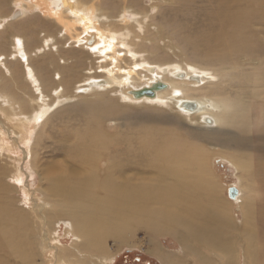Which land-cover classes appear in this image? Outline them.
<instances>
[{"label":"bare ground","instance_id":"1","mask_svg":"<svg viewBox=\"0 0 264 264\" xmlns=\"http://www.w3.org/2000/svg\"><path fill=\"white\" fill-rule=\"evenodd\" d=\"M21 1L25 8H21L14 18L23 17L31 10L33 5L30 3L34 1V6L41 12L45 10V14L40 13L50 19H46L50 27L59 28L57 32H63L64 35L61 38L70 39V42L69 47L61 49L59 46L62 40H54L46 36L38 50L33 49L34 51L28 52L26 45L28 47L29 45L21 38L25 48V62L18 61L16 57L11 58L12 55L9 56L10 59L0 55L3 57L2 61L0 60V70H3L5 75H9L4 76L0 71V100L8 107L4 108L1 114L9 121L15 120L13 114L18 115L19 120L16 118V123L21 127L20 131L16 126L18 131L22 132L24 124L30 120L31 113L36 108L42 107L46 113L50 111L49 107L52 105L56 109V106L61 104V100H71L68 93H71L72 88L69 89V86L75 84L81 85L73 87V90L77 89L82 94L92 90L98 92L106 90L109 94L118 95L124 102L129 101V104L133 102L159 108L172 107L179 114L182 113L190 121H194L195 125H203L212 131L223 124L222 114L228 109L229 114H234L232 116L238 120L241 127L247 124L244 105L236 104L235 107L229 108L231 103L226 101L228 100L226 96V100L214 99L209 95L193 97L200 86L206 84L210 86L212 80L219 79L217 74H212L214 72L197 68H189L186 71L178 65L162 66L156 63L148 67L144 65L145 60L148 61V56L140 62L136 59H127L124 51L123 56L120 55L121 51H116L117 47L130 48L131 45L137 49L136 44L126 40L131 36L128 25H120L114 19L120 15L122 19L130 10L133 16H136L134 8L140 4V0H119V3L118 0ZM240 1L242 0H221L213 12L210 27L203 32L202 29L196 31L198 27L194 29L197 41L191 45L205 52L208 57L229 62L235 61L243 55L242 53L257 47L253 41H250V37L245 38L240 35L245 20L240 12L234 11ZM115 3L119 5L115 13L110 14L109 21L105 18L106 22H102L103 10L106 11L104 5L109 4L114 7ZM11 36L9 38L12 40ZM15 37L14 35L12 46ZM107 50L111 53L106 55L104 53ZM134 51L135 56L141 55L139 51ZM102 52H104L102 61L108 59L106 63L101 61L94 68L95 62L93 66L92 62H86L93 60L92 57H96L97 61L101 60L99 54ZM23 54H20V57L23 58ZM33 57L37 60L36 67L41 69L40 72L31 65L30 60ZM69 69L73 72L78 69L83 70L82 80L73 83L72 76L66 75ZM27 73L31 75L32 84H38L37 88H33L28 82L32 98L29 96L27 99L37 105L35 109L29 107L26 97L20 96L15 99L10 95L14 90L11 86L16 75L20 78ZM65 77L70 80L64 81ZM160 84L164 85V88H161ZM139 92L144 96H140ZM149 92L150 95H147ZM112 101L110 99L101 104L98 102L86 104L90 112L87 113L86 118H82V124H77L79 127L75 129L67 127L64 129L65 133H57L59 144H54L51 149L44 145L41 153L43 157L48 156L49 160H44L42 164H32L33 169L40 171L44 180L45 196L48 200L52 199L55 208L50 219L53 217L62 219L65 222L66 233H70L73 238L72 248L61 250L60 257L64 259L65 254L82 257L83 251L79 248L100 250L105 243L104 240L111 236H118V242H122L126 233L132 230L130 224L134 223V227L141 225L152 234L155 232L157 235L170 236L178 242L183 256L163 252L155 246L149 250L161 260L162 264H186L187 258L189 261L194 259L198 262L205 261L204 264H214V260H209L210 258L205 256L206 253L220 254L225 264H235V258L232 257L233 246L228 239L231 234H237L238 229L225 214V205L220 204L215 194H212L211 181L204 176L205 167L196 159V156L199 157V153L202 152L199 147L185 143L179 134H173L163 128L151 130L152 132L148 134L141 133L143 130H148L145 128L131 137L126 134L128 139L133 138L128 143L124 133L120 135L108 133L103 123L116 121L120 117V110ZM182 102L191 103L195 108L193 111L185 110L181 105ZM30 109L31 112L25 114L26 110ZM44 112L41 111L40 114ZM37 113H33L32 116H36ZM206 118L210 119V124L205 122ZM20 132L18 134H22ZM243 136V134H232L228 142L236 146L241 145L245 142ZM52 138L48 137L47 140ZM129 147L137 149L138 154L133 156ZM262 172L258 169L259 182L264 186V178L261 179ZM7 188L6 185L0 186V190ZM205 191L208 195L204 194ZM1 199L0 196V220L5 215L8 205L7 198L2 200L3 203ZM233 200L241 202L238 192ZM259 215H261L262 227L258 236L255 235L250 223L246 222L245 245L242 249L247 264H264V210H259ZM0 242H2L1 238ZM77 242L80 244L77 245ZM126 243L127 240H124L122 245ZM257 243L263 250V252L260 250V256L256 253V248L259 249ZM65 260L66 263L71 262L70 259ZM85 263L102 264L103 262L99 258H94L92 261L86 260ZM71 264L82 263L71 262Z\"/></svg>","mask_w":264,"mask_h":264},{"label":"rangeland","instance_id":"2","mask_svg":"<svg viewBox=\"0 0 264 264\" xmlns=\"http://www.w3.org/2000/svg\"><path fill=\"white\" fill-rule=\"evenodd\" d=\"M220 1L140 0V4L134 8L136 16H133L130 10L122 19L121 15L114 19L120 25H128L131 39L127 38L126 40L131 44H136L137 49L131 45L130 48L117 47L116 51H121V56L124 51L127 59H136L140 62L148 56V61L145 60L144 63L148 67L154 66L156 63L162 66L166 64L178 65L186 71L189 68H197L210 73L214 72L212 74H217L219 79L212 80L210 86L208 84L200 86L193 97L209 95L214 99L226 100L228 98L226 101L231 103L229 108L235 107L236 104L244 105L247 112V124H244L243 127L232 116L233 113L229 114V109L226 111L228 114L223 111V124L218 128L214 127L215 129L212 131L203 125L196 124V126L194 121H190L187 116L179 114L172 107L162 106V109L154 105L134 104L133 102L129 104V101L124 102L118 95L109 94L106 90L101 92L92 90L85 94L77 89L73 90V87H78L81 84L69 86V89L72 88V95L68 93L71 100H61V104L56 106L57 110L52 105L49 107L50 111L45 113L42 107L37 109V105L27 99L29 96L32 98L30 85L37 88L38 84H32L29 73L20 78L19 75H16L11 86V89L14 90L11 91L12 93L10 92V95L15 99L20 96L26 97L29 107L36 108L33 113L38 111V116L37 114L32 116L33 113H31L30 120L24 124L25 128L23 126V130L20 132L21 127H18L16 123L17 119L19 120L18 115L13 114L15 120L9 121L1 114L3 109L8 107L3 105L0 100V186L8 187L6 190H0L1 203L5 198L8 201L5 215L0 220V238L2 239L0 242L2 244L0 264H71V262L86 264V260L92 261L94 258L102 260V264H162L161 260L149 251L154 246L163 252L183 256L180 245L174 238L157 235L155 232L152 234L141 225L134 227V223H132L130 224L132 230L127 232L125 239L122 240V242L127 240V245H122L121 241L118 242V236H111L104 240L105 243L102 244L100 250L79 248L83 251L82 257L71 254L68 256L65 254L64 259L60 257L61 250L72 248L73 238L70 233H66L65 222L62 219L56 217L50 219L55 208L51 202L52 199L48 200L45 196L44 180L40 171L33 169L32 164H42L44 160H49L48 156L43 157L41 153L44 145L51 149L54 144H59L57 133H65L64 129L67 127L75 129L79 127L77 124H82V118H86L87 113L90 112L86 104L91 102L101 104L110 99L118 106L120 117L116 121L103 123L108 133L119 135L124 133L128 143L133 138L128 139L126 134L131 137L145 128L148 130H143L141 133L148 134L163 128L173 134H179L185 143L199 147L202 152L199 153V157L196 156V159L201 161V166L205 167L204 176L211 181L212 194H215L216 200L220 204L225 205V214L238 229L237 234H231L228 239L233 246L232 257L235 258V264H247L242 249L245 245L246 222L250 223L249 225L255 230V235L258 236L262 227L259 210H264V186L260 184V175L258 174V169L260 172L262 170L264 172V52H262L264 51V0L235 2L238 4V8H235L234 11L240 12L245 20L240 35L245 38L250 37V41L254 43H248L256 44L257 47L242 53L243 55L233 62L215 60L191 45L197 41L194 29L198 27L199 29L197 28L196 31L199 32L202 29L203 32L210 27L211 17ZM22 2L21 0H0V34L4 33L0 35V55H5L8 59L12 55L11 58L16 57L18 61L25 62L23 40L29 45V47L26 45L27 51L32 52L33 49L38 50L37 48L41 46L42 40L46 36L54 40H62L59 46L61 49L69 47L70 39H62L63 32L58 33L59 28L50 27L46 20L48 18L42 15L45 14V10L41 12L34 6V1L30 3L33 5L31 10L27 11L23 17L14 18L17 13L19 14L21 8H25ZM117 4H113L114 7L109 4L104 5L106 11L102 9L104 17L101 18L102 22L109 21L110 14L115 13L119 7ZM52 8L54 9L53 6ZM116 30L118 31V29ZM14 35L16 37L12 46ZM9 36L12 37V40ZM114 43L116 42L114 41ZM134 50L139 51L141 55L135 56ZM253 52L254 54H252ZM103 53L99 54L101 60L97 61L96 57H92L93 60L86 62H92V66L95 62L93 67L96 68V64L103 60V55H107L111 51L107 50ZM20 54H23L24 57H20ZM1 58L3 59V57H0L2 61ZM83 59L86 60V58ZM107 60L102 63H106ZM30 62L37 72L41 71L36 67L37 60L34 57ZM0 71L4 76L7 75L3 70ZM82 73L81 69L74 70V72L69 69L66 75L72 76V82L75 83L82 80ZM65 79L64 81L70 80ZM133 106L134 108H132ZM41 111L44 113L40 114ZM28 112L30 113L31 109L26 110L25 114L28 115ZM228 118L231 120L230 124ZM233 119L234 121H232ZM43 121L45 122L43 123ZM16 130L17 132L14 133ZM19 132L22 134H18ZM232 134H243L245 142L238 146L229 143L228 139L232 137ZM48 137L53 138L47 140ZM130 150L133 152V156L138 154L137 149L130 148ZM263 172L261 179L264 178ZM229 188L237 189L241 202L228 198ZM204 194L208 195V192L205 191ZM213 223L216 224V222ZM216 226L219 225L216 224ZM79 244L77 242V245ZM258 247L256 253L260 256V250L261 252L263 250L261 245L258 244ZM205 256L210 258L209 260H214V264H225V260L220 254L206 253ZM185 258L187 257L185 256ZM65 259H70L71 262L66 263ZM118 259L120 260L116 263ZM204 262L194 261V259L189 261L187 258L186 264H204Z\"/></svg>","mask_w":264,"mask_h":264},{"label":"water","instance_id":"3","mask_svg":"<svg viewBox=\"0 0 264 264\" xmlns=\"http://www.w3.org/2000/svg\"><path fill=\"white\" fill-rule=\"evenodd\" d=\"M16 15H18V13L16 14ZM159 86H161V88H164V85H159ZM139 95L140 96H144V94L143 93H140L139 92ZM147 95H150V92L149 93H147ZM181 105H182V107L185 109V110H188V111H193V109L195 108L194 107V105L193 104H191V103H181ZM207 124H210V119H207L206 118V121H205ZM237 189L236 188H229L228 189V198L230 199V200H233L234 198H235V196H236V194H237Z\"/></svg>","mask_w":264,"mask_h":264},{"label":"trees","instance_id":"4","mask_svg":"<svg viewBox=\"0 0 264 264\" xmlns=\"http://www.w3.org/2000/svg\"><path fill=\"white\" fill-rule=\"evenodd\" d=\"M119 260H120V259H118V261H117L116 263H118V262H119ZM152 260H153V259H152Z\"/></svg>","mask_w":264,"mask_h":264}]
</instances>
